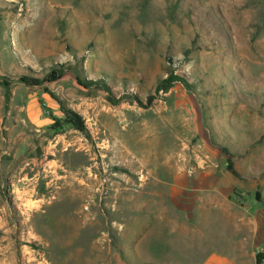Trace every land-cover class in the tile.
I'll use <instances>...</instances> for the list:
<instances>
[{
  "label": "rangeland",
  "instance_id": "374dc122",
  "mask_svg": "<svg viewBox=\"0 0 264 264\" xmlns=\"http://www.w3.org/2000/svg\"><path fill=\"white\" fill-rule=\"evenodd\" d=\"M203 245L264 254V0H0V264Z\"/></svg>",
  "mask_w": 264,
  "mask_h": 264
},
{
  "label": "crops",
  "instance_id": "0c3cea01",
  "mask_svg": "<svg viewBox=\"0 0 264 264\" xmlns=\"http://www.w3.org/2000/svg\"><path fill=\"white\" fill-rule=\"evenodd\" d=\"M211 246H217V245H211ZM204 248L208 250V247L206 245H203L199 247V251L197 254H200ZM240 263L241 262H240L239 256H231V255L224 256L218 253L217 251L215 253H209V250H208V255L205 257V259L203 257L202 261L200 262L198 261V263L196 264H240Z\"/></svg>",
  "mask_w": 264,
  "mask_h": 264
},
{
  "label": "trees",
  "instance_id": "16d2710c",
  "mask_svg": "<svg viewBox=\"0 0 264 264\" xmlns=\"http://www.w3.org/2000/svg\"><path fill=\"white\" fill-rule=\"evenodd\" d=\"M174 79L175 81H182V82H185L183 79L179 78V77H174L172 78ZM225 152V151H224ZM229 170L232 171V173L235 174V171H234V167H233V164L230 162L229 163ZM264 261V254H260L257 258V264H262Z\"/></svg>",
  "mask_w": 264,
  "mask_h": 264
},
{
  "label": "bare ground",
  "instance_id": "6f19581e",
  "mask_svg": "<svg viewBox=\"0 0 264 264\" xmlns=\"http://www.w3.org/2000/svg\"><path fill=\"white\" fill-rule=\"evenodd\" d=\"M146 164H147V163H146ZM162 169H163V168H162ZM69 179H71V180H72V175H70V176H69ZM71 180H70V181H71ZM87 216H88V215H87Z\"/></svg>",
  "mask_w": 264,
  "mask_h": 264
}]
</instances>
